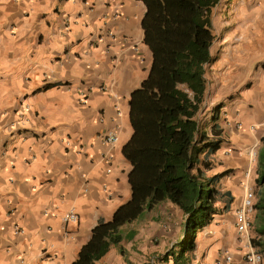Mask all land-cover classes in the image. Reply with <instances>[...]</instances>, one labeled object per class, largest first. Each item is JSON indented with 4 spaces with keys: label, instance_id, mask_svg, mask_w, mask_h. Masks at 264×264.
<instances>
[{
    "label": "crops",
    "instance_id": "0c3cea01",
    "mask_svg": "<svg viewBox=\"0 0 264 264\" xmlns=\"http://www.w3.org/2000/svg\"><path fill=\"white\" fill-rule=\"evenodd\" d=\"M221 5L224 40L245 70L220 64L211 80L217 97L237 76L233 90L244 89L228 126L219 122L213 156L214 175L230 171L221 190L237 199L211 225L225 249L216 263L231 255L241 264L246 238L235 233L234 213L244 191L234 179L244 180L264 138V0ZM145 11L135 0H0V264H72L97 225L131 199L122 151L133 134L130 97L152 64ZM69 212L78 223L63 220ZM181 219L160 204L123 227L121 247L94 264H157Z\"/></svg>",
    "mask_w": 264,
    "mask_h": 264
},
{
    "label": "trees",
    "instance_id": "16d2710c",
    "mask_svg": "<svg viewBox=\"0 0 264 264\" xmlns=\"http://www.w3.org/2000/svg\"><path fill=\"white\" fill-rule=\"evenodd\" d=\"M135 1L145 6L142 29L152 64L129 100L133 134L122 154L132 166V195L110 222L97 225L72 264H94L121 247V229L162 203L181 212L183 229L180 241L157 264H194L201 233L237 199L220 188L230 171L213 173L212 157L222 145L223 105L213 111L211 134L201 124L207 68L216 61L214 17L221 0ZM261 143L253 244L264 257V138Z\"/></svg>",
    "mask_w": 264,
    "mask_h": 264
},
{
    "label": "rangeland",
    "instance_id": "374dc122",
    "mask_svg": "<svg viewBox=\"0 0 264 264\" xmlns=\"http://www.w3.org/2000/svg\"><path fill=\"white\" fill-rule=\"evenodd\" d=\"M217 9H218V7H217ZM217 9H216L215 17H214V23H215L214 33L216 36V42L212 47V55L216 58V61L211 66H209L207 68L206 78L208 81V95H207L206 105H205L204 111L201 114V124H202L204 129L205 128L208 129L209 133H210V128L213 125L212 120H211L213 110H215L216 107L219 106L218 105L219 103H223V104H225V106H230L231 103H235L236 101L241 100L242 99L241 94H243V91H244V89L243 88L241 89L240 87H236L234 90L232 88L235 86L236 83H238L237 82L238 76L235 77L234 80L229 81L230 82L229 89L224 94H222L225 96L217 97L216 92L212 91V88H213V86L211 84L212 76L214 74L215 76L217 75L220 77L221 70H219V68H217L220 64H222V66L221 67L219 66V67L221 69H223V71L229 70L228 72H231L233 69H239L242 71L245 70V65L241 62L244 59L239 57V56H241V54H238L237 50L233 46H228L224 40L225 39L224 38V32L222 31L223 22L221 21V18H220L221 16H223V14H225L223 12V5H221L218 10ZM217 14L219 15V17L216 16ZM246 84H247V81L245 80L243 87ZM221 92H222V90H221ZM227 114L228 113H226V115L225 114L222 115V121L221 122L225 123L228 126L229 122H231V118H230L229 114H228V116H227ZM225 144H227L226 146L228 149L230 147V143L226 142ZM254 153H257V151H254ZM225 156H227V155H225ZM212 158L215 161V164H217V161L215 160V158L214 157H212ZM251 164L249 165V167L252 166L251 167V175H250V177H245V175L247 174V171H246V173L243 176L244 177L243 181L245 184H247L249 186H253V188H254L256 186L255 180H256V171H257L258 166H257V163L255 160H253V162ZM236 179H234V180L237 181V184H239L238 182L240 180H238V179L236 180ZM220 188H221V185H220ZM222 192H225V191L222 190ZM182 220L183 219H181L180 222L178 223L174 235H172V238L169 241H167L166 246L163 249L162 248L160 249V250H162L163 254L167 253L170 250V248L172 246H174L175 244H177L180 241V239L182 238V229H183V227L181 225ZM254 222H255V217H254L253 223ZM209 226L210 227L206 228L201 233V235L198 239V247H197V251L195 253L196 262L194 264H217L216 263L217 257H219V254L222 251H225V249H223L221 246V242H219V240H217V238H215V234H216L218 228H215V226H212L211 224ZM209 229H211V230H209ZM235 233H236V231H235ZM250 234L251 235H250V242L249 243L253 246L252 240H253V238L256 237L254 227L251 230ZM154 244L156 246L160 245L159 242H154ZM229 247H230V244H229ZM231 249L232 248H230L229 250H231ZM243 255H244V249L242 252V256ZM162 256H164V255H162ZM215 256H216V258H215ZM158 258L159 257H157L153 260L158 262L159 261ZM164 264H167V263H164ZM170 264H172V262H170Z\"/></svg>",
    "mask_w": 264,
    "mask_h": 264
},
{
    "label": "built area",
    "instance_id": "2783aa9c",
    "mask_svg": "<svg viewBox=\"0 0 264 264\" xmlns=\"http://www.w3.org/2000/svg\"><path fill=\"white\" fill-rule=\"evenodd\" d=\"M109 141L117 142V138L115 136H111L108 138ZM245 193L240 206L236 209V228L238 233L243 237L245 236L246 243V253L244 256L245 264H263V257L260 253H258L253 246L249 243V233L252 226V216L254 214V206H255V191L252 187L245 184ZM63 220L66 223L76 224L79 221V217L74 212H69L64 215ZM17 233H20V229L15 228ZM218 264H236L235 260L230 255L222 256Z\"/></svg>",
    "mask_w": 264,
    "mask_h": 264
},
{
    "label": "clouds",
    "instance_id": "9594fccd",
    "mask_svg": "<svg viewBox=\"0 0 264 264\" xmlns=\"http://www.w3.org/2000/svg\"><path fill=\"white\" fill-rule=\"evenodd\" d=\"M221 3V2H220ZM216 42V41H215ZM215 44V43H214ZM207 95H208V93H207ZM232 104V103H231ZM230 104V105H231ZM220 105H223V108L221 109V111H220V115H221V120L220 121H222V115H226V113H228L229 114V116H230V113H229V107L230 106H225V104H223V103H220ZM218 107V106H217ZM216 107V108H217ZM215 109V108H214ZM224 110V111H223ZM214 111V110H213ZM228 114H227V116H228ZM230 121V120H229ZM228 121V122H229ZM230 123V122H229ZM213 126V125H212ZM221 127V126H220ZM210 130H211V128H210ZM112 136H114V135H112ZM111 137V136H110ZM109 137V138H110ZM116 137V136H115ZM117 138V137H116ZM108 141H109V139H108ZM117 141H118V138H117ZM112 142V141H111ZM258 155H259V153L257 152V153H254V152H252V154H251V158H252V160H255L256 161V163H258ZM250 175H251V169H249V171L247 172V174L245 175V177H247V176H249L250 177ZM238 186L240 187V188H242L243 189V191H244V193H245V183H244V181L243 180H241V182L238 184ZM250 187H252L253 188V186H250ZM254 189V188H253ZM254 191H255V206H254V209H255V211H254V214H253V216H252V226H251V229H250V233H251V230H252V228H253V221H254V217H256V204H257V193H256V190L254 189ZM243 197H244V194H243V196H242V199H241V201L238 203V205H237V207H236V209L240 206V204L242 203V200H243ZM236 209H235V212H236ZM75 213V212H74ZM235 214V213H234ZM235 218H236V215H235ZM236 232L238 233V231H237V228H236ZM249 233V242H250V234ZM239 234V233H238ZM243 240V239H242ZM244 243H243V249H244V255L242 256L243 257V260H242V263L241 264H245V261H244V256H245V253H246V243H247V240L246 241H243ZM252 243H253V240H252ZM253 248L259 253V251H258V249L254 246V244H253ZM262 255V254H261ZM231 256V255H230ZM262 257H263V255H262ZM236 262V264H240V263H237V261H235ZM218 264V263H217ZM263 264H264V257H263Z\"/></svg>",
    "mask_w": 264,
    "mask_h": 264
}]
</instances>
